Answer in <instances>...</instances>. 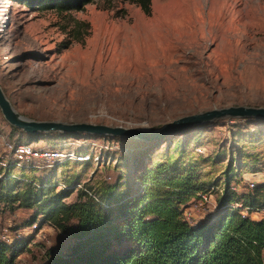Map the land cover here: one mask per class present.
<instances>
[{"label":"rangeland","instance_id":"obj_1","mask_svg":"<svg viewBox=\"0 0 264 264\" xmlns=\"http://www.w3.org/2000/svg\"><path fill=\"white\" fill-rule=\"evenodd\" d=\"M150 1L151 14L146 15L130 0H93L65 12L0 0V86L16 111L37 121L153 131L214 108H264V0ZM33 135L11 126L0 111V137L21 141ZM36 135L32 142L39 147L58 144L104 153L98 162H65L62 167L56 162L36 170V176L70 184L53 186L55 192L68 189L66 203L84 189L104 193L117 184V193L124 182L134 185L129 153L149 142L61 132ZM3 150L0 146V154ZM161 151L194 164L201 181L219 186L212 189V204L200 219L215 211L227 176L244 192L245 178L258 172L264 195V119L224 118L197 125L166 137L149 153ZM5 181L0 179L1 191L31 189L27 183H10L6 189ZM33 213L0 201V239L22 236L27 243L16 264H44L48 254H62L70 243L50 224L24 226Z\"/></svg>","mask_w":264,"mask_h":264},{"label":"trees","instance_id":"obj_2","mask_svg":"<svg viewBox=\"0 0 264 264\" xmlns=\"http://www.w3.org/2000/svg\"><path fill=\"white\" fill-rule=\"evenodd\" d=\"M16 1L38 10L65 12L81 9L93 0ZM130 1L144 14H151L150 0ZM38 138L34 134L18 142ZM147 143L129 153L128 174L134 185L124 182L117 193V184L104 193L84 189L72 203L63 200L68 189L55 192L53 188L61 182L65 188L70 184L52 176H36V169L18 168L9 162L5 188L10 183H27L31 189L0 190V201L11 208L18 204L34 209L24 226L47 223L69 238L65 252L48 254L44 264H264V215L252 219L241 213L244 207L264 209V195L259 191L263 184H256L252 191L236 192L227 176L213 214L190 224L182 217V207L199 192L219 186L201 181L194 164H182L168 152L150 154L159 140ZM145 145L148 148L143 150ZM238 203L242 207H236ZM24 239H0V264H16L28 248Z\"/></svg>","mask_w":264,"mask_h":264},{"label":"water","instance_id":"obj_3","mask_svg":"<svg viewBox=\"0 0 264 264\" xmlns=\"http://www.w3.org/2000/svg\"><path fill=\"white\" fill-rule=\"evenodd\" d=\"M0 111L4 119L13 127L27 133L61 132L68 135L86 136L94 138L132 137L143 141H164L170 135L180 133L197 125L213 122L218 119H264L263 107L230 106L214 108L203 112L186 115L167 122L160 128L150 131L106 124L86 122L67 123L62 121H37L28 119L16 111L0 86Z\"/></svg>","mask_w":264,"mask_h":264},{"label":"built area","instance_id":"obj_4","mask_svg":"<svg viewBox=\"0 0 264 264\" xmlns=\"http://www.w3.org/2000/svg\"><path fill=\"white\" fill-rule=\"evenodd\" d=\"M0 138V146L4 148L0 154V179L6 178L5 170L9 166L10 161H12L11 165L18 168H33L42 171L56 162H60L61 164L65 162H98L104 154L103 152H98L97 154L84 153L66 148L53 149L48 145L46 147H39L36 142H18L4 136ZM105 148L107 149V146ZM201 150V148H198V151ZM258 175L259 173L255 172L251 173L250 177L245 178L247 191H252L255 188ZM232 189L240 192V185H233ZM211 204L212 190L199 192L191 203L189 202L182 207V217L188 223L195 224L200 219V214L209 211ZM236 207H242V204L238 203ZM241 213L242 217L248 216L252 219H260L264 213V209H249L248 207H244ZM34 225L33 227H35Z\"/></svg>","mask_w":264,"mask_h":264}]
</instances>
